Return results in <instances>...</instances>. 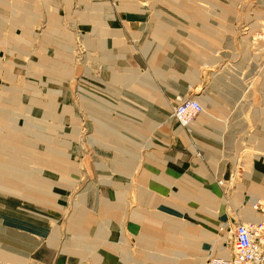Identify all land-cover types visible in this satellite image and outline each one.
Listing matches in <instances>:
<instances>
[{
	"label": "rangeland",
	"instance_id": "1",
	"mask_svg": "<svg viewBox=\"0 0 264 264\" xmlns=\"http://www.w3.org/2000/svg\"><path fill=\"white\" fill-rule=\"evenodd\" d=\"M263 61L264 0H0V186L4 189L0 192L22 194L7 183L16 184L15 177L22 176L19 169L30 182L36 175L50 180L52 188L41 184L47 197L51 192L60 194L62 222L70 208L94 212L102 207L100 191L113 192L118 178L121 188L128 187L123 200L111 201L120 207L116 224L123 231L119 234L124 245L141 260L149 252L155 258L144 260L158 264L155 260L162 249L147 247L138 241V233L126 229L131 209L135 204L143 209V201L131 198L132 169L128 174L116 169L118 161H131L134 156L140 167L144 155L141 149L128 157L132 152L124 151L115 136L117 131L123 133L115 119L130 115L131 108L143 112L142 104L132 103L138 98H131L132 85L158 80L157 68L172 78L193 70L200 80L198 89L184 97L198 99L202 112L211 109L212 94L229 99L233 133L246 130L235 137L244 149L235 155L239 161L244 156L253 158L256 166L247 168L237 162L230 176L215 174L212 179L224 195L222 206L228 207L233 195L247 189L257 193L251 201L262 203L264 151H248L246 146L254 144L245 135L254 132L250 119L264 89ZM202 95L210 102L202 101ZM170 107L164 109L166 115ZM5 143L17 146L5 147ZM11 161L18 168L14 176L4 172ZM246 172L251 178L247 189L239 185ZM239 194L231 201V223L228 219L220 225L212 239L214 251L200 255L187 247L183 255L189 262L172 264H194L190 260L196 258L197 264H204L212 257H224L221 251L231 255L233 224L252 221L240 213L245 196ZM27 202L28 208L41 206ZM139 215L144 235L152 234L149 216ZM257 216L250 217L255 221ZM100 223L103 228L105 222ZM186 235L196 237V233Z\"/></svg>",
	"mask_w": 264,
	"mask_h": 264
},
{
	"label": "crops",
	"instance_id": "2",
	"mask_svg": "<svg viewBox=\"0 0 264 264\" xmlns=\"http://www.w3.org/2000/svg\"><path fill=\"white\" fill-rule=\"evenodd\" d=\"M155 70L158 80L138 82L130 89L131 98L138 97L132 103L142 104L138 107H142L143 112L131 108L130 115L124 113V117L119 116L122 120L115 119L117 129H123V133L116 132V139L123 142L124 151L132 152L128 157L132 158L133 152L141 149L144 152L140 167L136 165L135 156L131 161L116 163V169L126 171V174L132 169L135 179L130 187L131 198L135 202L143 201V209L137 204L131 209L126 229L138 233V241L147 243V247L162 249L164 255L159 254V260H155L158 264L188 263V257L183 255L187 247L195 248V252L200 255L214 251L211 247L212 239L217 235L220 225L224 226L229 219L231 201L239 194L237 192L233 197L230 196L228 207L222 206L224 195L212 176H230L231 169L238 163L250 168L254 160L244 156L239 161L235 155L244 150L235 137L245 134L246 130L233 133L229 99L225 101L223 97L212 94L211 109L197 115L189 128H180L169 120V114L166 115L164 109L167 104H175L178 98L192 95L198 89V75L196 71L183 70V73L172 78V75L160 74L162 71L158 68ZM262 90L251 113L254 132L245 135L246 141L254 144H247L248 151H264ZM200 99L210 102L205 96ZM13 165L18 169L17 164ZM19 171L22 176L13 181L15 185L7 182V179L5 181L12 185V190L22 194L0 192V264L140 263L138 253L134 255L131 252L130 255L131 250L128 245H124L126 241L119 234L123 231L116 224L121 215L120 207L118 202L114 205L111 201L123 200V193L128 189L127 186L124 189L120 187L118 178L114 179L116 184L113 192L100 191L102 207L95 208L94 212H86L84 208H70L61 222L58 217L60 194L51 192L47 197L44 185L32 184L28 174ZM101 178L105 186L108 185V180H103L104 174H101ZM250 183V174L246 172L243 183L239 185H245L247 189ZM2 188L0 186V191L4 190ZM247 190L239 194L240 197L245 196L240 213L243 218L253 221L244 212L258 215V219L259 214L252 207L255 201H251L257 193L252 195ZM27 200L41 206L28 208ZM140 213L143 217L149 216L147 226L153 227L152 231L149 230L153 233L148 236L144 235L146 228L140 220ZM152 216H162L163 220L159 221ZM100 222H105L103 228ZM187 233H196V237ZM219 251L216 252L219 254ZM169 252L177 256L172 258ZM143 255L147 259L155 258L149 252ZM144 259H140L141 264H147ZM197 260L199 258L190 262L197 264Z\"/></svg>",
	"mask_w": 264,
	"mask_h": 264
},
{
	"label": "built area",
	"instance_id": "3",
	"mask_svg": "<svg viewBox=\"0 0 264 264\" xmlns=\"http://www.w3.org/2000/svg\"><path fill=\"white\" fill-rule=\"evenodd\" d=\"M260 73L264 80V61ZM200 111L201 106L195 98L183 97L170 107L168 117L177 126L184 128ZM252 207L259 214L256 221L233 224L231 255L226 258L212 257L204 264H264V202L255 201Z\"/></svg>",
	"mask_w": 264,
	"mask_h": 264
},
{
	"label": "bare ground",
	"instance_id": "4",
	"mask_svg": "<svg viewBox=\"0 0 264 264\" xmlns=\"http://www.w3.org/2000/svg\"><path fill=\"white\" fill-rule=\"evenodd\" d=\"M195 99H196V98H195ZM196 100L198 101V99H196ZM201 112H202V107H201V111L199 112V114H200ZM196 117H197V116H195V118H196ZM195 118H194V119H195ZM194 119H193V120H194ZM193 120H192V121H193ZM192 121H191V122H192ZM191 122H190V123H191ZM188 124H189V123H188ZM10 146H17V145H15V144H13V143H9V144H8V143H5V147H10ZM14 163H16V162H15V161H11L10 164H9V166H8V170H4V172H6V174H11V175L14 176V169H16V168L14 167V165H13ZM19 170H20V169H19ZM19 170H17V171H19ZM19 173H21V172H19ZM15 174H16V173H15ZM21 174H22V173H21ZM17 175H20V174H16V176H17ZM15 178H17V177H15ZM18 178H21V177L18 176ZM34 178H35L36 180H35ZM31 182H33L32 184H34V183H35V184L42 183V184H45V185L50 186V188H52L53 183H54V182H52V181H50V180H45V179H43V178H41V177H38L37 175L33 177V181H31ZM55 186H56V185H55ZM33 191H35V190H33ZM46 194H47V193H46ZM250 216H252V214H248V217H249V218H251ZM222 247H223V246H222ZM222 247H221V249H222ZM221 255L224 256V257H226V255H227V254H226V251H221L220 256H221Z\"/></svg>",
	"mask_w": 264,
	"mask_h": 264
}]
</instances>
